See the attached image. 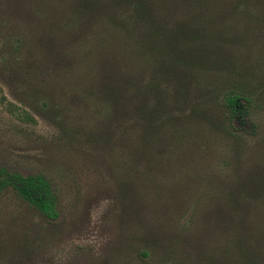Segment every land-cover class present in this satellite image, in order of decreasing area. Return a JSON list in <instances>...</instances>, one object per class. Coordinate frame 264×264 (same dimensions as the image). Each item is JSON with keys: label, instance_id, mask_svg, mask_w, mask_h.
Instances as JSON below:
<instances>
[{"label": "rangeland", "instance_id": "obj_1", "mask_svg": "<svg viewBox=\"0 0 264 264\" xmlns=\"http://www.w3.org/2000/svg\"><path fill=\"white\" fill-rule=\"evenodd\" d=\"M151 4L164 40L109 5L0 0V168L60 212L5 189L0 264H264V0Z\"/></svg>", "mask_w": 264, "mask_h": 264}, {"label": "trees", "instance_id": "obj_2", "mask_svg": "<svg viewBox=\"0 0 264 264\" xmlns=\"http://www.w3.org/2000/svg\"><path fill=\"white\" fill-rule=\"evenodd\" d=\"M107 1L109 0H88V9H95L100 5L107 8L109 5V23L119 29L121 35L125 30L135 38L134 26L142 22L143 30L148 33L149 37L156 36L158 40H164L167 37L165 28L162 26L163 23L152 14L151 0H115V2L112 0L104 4ZM177 30L182 31L180 27ZM149 37L147 36V38ZM170 45L172 48V45L175 44L171 41ZM171 48L167 49L171 50ZM251 103V98L240 92H232L224 98V105L232 122L236 120L248 122ZM229 128L232 132L231 126ZM251 129L253 133H256L254 125L251 126ZM239 130L245 132L243 128ZM8 188L14 189L23 201L47 219L56 221L60 218L58 197L50 181L43 175L24 176L0 168V195Z\"/></svg>", "mask_w": 264, "mask_h": 264}]
</instances>
